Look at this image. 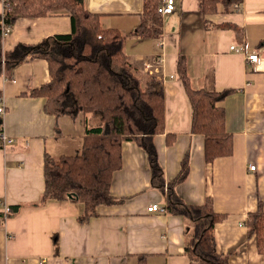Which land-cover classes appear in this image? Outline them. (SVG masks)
Masks as SVG:
<instances>
[{"label": "crops", "instance_id": "0c3cea01", "mask_svg": "<svg viewBox=\"0 0 264 264\" xmlns=\"http://www.w3.org/2000/svg\"><path fill=\"white\" fill-rule=\"evenodd\" d=\"M84 1L89 11L103 14V27L126 35L125 52L133 65L164 82L166 132L155 140L166 180L178 175L188 153L189 174L175 191L189 204L212 199L215 212L223 216L214 227L217 251L229 254V264H264L247 224L250 212L260 204L264 209V0H242L238 9L220 4L213 13H203L199 0H175V11L162 15L161 37L136 33L144 0ZM71 31L65 9L20 15L3 48ZM243 43L249 52L260 53L255 70L245 54L230 49ZM181 55L194 89H231L219 105L225 109L233 150L211 162L205 159L204 135L192 130V106L177 74ZM12 78L0 75V103L6 110L0 123L15 139L0 147V264H136L141 254L147 264H190L187 218L147 211L152 203H167V190L153 185L146 154L134 141L123 143L122 167L111 184V193L123 202L99 205L98 214L85 222L79 219L81 201L39 203L46 187V153L78 152L86 126L98 124L99 117L79 111L69 89L53 99L29 94L51 80L46 59L19 64ZM5 204L19 206L6 219L1 214Z\"/></svg>", "mask_w": 264, "mask_h": 264}, {"label": "trees", "instance_id": "16d2710c", "mask_svg": "<svg viewBox=\"0 0 264 264\" xmlns=\"http://www.w3.org/2000/svg\"><path fill=\"white\" fill-rule=\"evenodd\" d=\"M13 11L6 22L14 25L20 15L45 16L67 10L72 21L70 33L46 36L38 43L19 42L4 50L0 27V75L13 79L15 68L28 60L43 58L49 65L51 80L32 88L29 94L53 99L70 90L79 111L98 116L99 123L85 128L81 149L73 154L45 155L46 187L39 203L48 199H70L84 203L79 217L83 222L98 214L102 204L124 201L111 193L114 173L122 167V145L136 142L145 152L155 187L167 190L165 212L184 215L187 222L186 251L190 264H229V254L219 253L214 227L222 214L215 212L211 198L201 205L187 203L175 186L190 171L189 154L173 180H166L159 160L156 136L166 132L164 82L152 73H141L125 52L126 35L118 28L101 25L102 13L89 11L84 0H10ZM242 0H199L203 13L217 12ZM161 0H144L142 22L136 31L143 37H161L163 16L158 11ZM1 20V16H0ZM177 74L183 82L192 106V130L205 137V159L213 161L232 153V134L225 127V109L219 105L231 89H194L190 84L188 61L181 55ZM169 137L168 142L172 140ZM19 206L11 207L9 216ZM2 217L5 213L2 212ZM249 233L255 234L257 247L264 254V209L262 204L250 212ZM136 264H147L146 255Z\"/></svg>", "mask_w": 264, "mask_h": 264}, {"label": "built area", "instance_id": "2783aa9c", "mask_svg": "<svg viewBox=\"0 0 264 264\" xmlns=\"http://www.w3.org/2000/svg\"><path fill=\"white\" fill-rule=\"evenodd\" d=\"M0 1L2 3V10L0 13V16H1L0 27L2 30V37L3 39H5L10 35V33L13 30V26L6 22V15L9 12L13 11V5L10 0H0ZM234 7L235 9H238L240 5L235 3ZM175 9H176L175 0H162L158 6V11L162 15L173 13ZM230 49L245 54L247 63L252 68V70H255L257 66L261 63V56H260L259 51L249 52L248 45L245 43L232 44L230 46ZM5 112H6L5 105L2 100L0 103V114L3 115ZM14 141L15 139L6 132L4 125L0 123V147L6 148L9 144H12ZM256 167H257L256 165H251L250 169L255 170ZM10 210H11V206L8 204H5L3 208L5 217L3 218L6 219L8 217ZM147 211L165 212V207L159 203H152L151 205L148 206Z\"/></svg>", "mask_w": 264, "mask_h": 264}]
</instances>
